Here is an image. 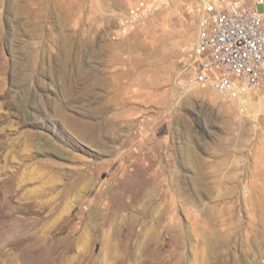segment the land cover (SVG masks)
Instances as JSON below:
<instances>
[{"label": "rangeland", "instance_id": "1", "mask_svg": "<svg viewBox=\"0 0 264 264\" xmlns=\"http://www.w3.org/2000/svg\"><path fill=\"white\" fill-rule=\"evenodd\" d=\"M101 2L0 0V264H264V86L186 85L202 0Z\"/></svg>", "mask_w": 264, "mask_h": 264}, {"label": "built area", "instance_id": "2", "mask_svg": "<svg viewBox=\"0 0 264 264\" xmlns=\"http://www.w3.org/2000/svg\"><path fill=\"white\" fill-rule=\"evenodd\" d=\"M189 87L209 84L225 100L245 101L264 86V0H202Z\"/></svg>", "mask_w": 264, "mask_h": 264}, {"label": "bare ground", "instance_id": "3", "mask_svg": "<svg viewBox=\"0 0 264 264\" xmlns=\"http://www.w3.org/2000/svg\"><path fill=\"white\" fill-rule=\"evenodd\" d=\"M66 56L71 57V52L66 50L65 51ZM86 71V70H85ZM84 71V72H85ZM89 71V70H87ZM86 71V72H87ZM83 70H77V81L80 82L83 79V74H84ZM146 74V73H145ZM89 76V75H88ZM91 76V75H90ZM88 79V78H86ZM97 79V78H96ZM103 81V80H102ZM141 82H145L142 79L140 80ZM148 81V80H147ZM89 83V82H88ZM148 83L152 84V86H156L157 84V79L156 78H152L150 80V82L148 81ZM97 84V83H96ZM89 85L91 86H95V83H89ZM102 86H107L108 82L103 81V83L101 84ZM99 86V85H98ZM108 88V87H107ZM93 93V92H92ZM122 102V101H120ZM66 119L68 120V123L72 124V128H75L74 130H77V132H79L78 134L84 138H90L93 139L97 137L98 132L102 129L101 128V124L100 123H95L92 121H88V120H84V119H80V118H76L74 116H70L68 117V115H65ZM109 122V121H108ZM78 127V128H77ZM100 137V136H99ZM95 142V141H94ZM132 191V190H131ZM122 192L124 195H128L130 190L129 189H125L122 188Z\"/></svg>", "mask_w": 264, "mask_h": 264}, {"label": "crops", "instance_id": "4", "mask_svg": "<svg viewBox=\"0 0 264 264\" xmlns=\"http://www.w3.org/2000/svg\"><path fill=\"white\" fill-rule=\"evenodd\" d=\"M101 1H104V3L101 2V4L104 6V8L111 7V3H112L111 0H101ZM215 1L219 2L220 0H215ZM248 1L253 2V0H248ZM201 9H202V6L200 7V11H201ZM196 37H197V35H196ZM195 41H196V38H195Z\"/></svg>", "mask_w": 264, "mask_h": 264}]
</instances>
